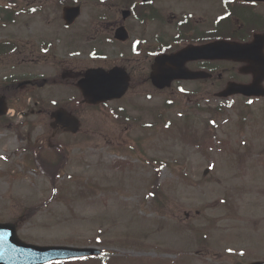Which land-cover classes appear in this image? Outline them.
<instances>
[{
    "label": "rangeland",
    "instance_id": "374dc122",
    "mask_svg": "<svg viewBox=\"0 0 264 264\" xmlns=\"http://www.w3.org/2000/svg\"><path fill=\"white\" fill-rule=\"evenodd\" d=\"M202 86L198 101L171 95L195 94L193 84L163 93L135 86L101 115L91 109L78 134L55 139L68 146L63 163L53 167L54 152H43V164L53 167L45 176L31 172L34 160L22 147L43 140H34L42 127L0 123V221L18 220L17 234L28 243L94 246L130 261L240 264L264 258V99H219L225 84ZM34 92L45 104L50 95L58 103L70 98L60 86ZM217 107L220 114H214ZM19 108L28 115L27 103ZM163 118L173 122L170 128L164 129ZM133 144L137 154L131 155ZM151 159L167 166L156 173L163 193L150 199L155 171L145 160ZM117 162L131 167L116 170Z\"/></svg>",
    "mask_w": 264,
    "mask_h": 264
},
{
    "label": "flooded vegetation",
    "instance_id": "af4514ba",
    "mask_svg": "<svg viewBox=\"0 0 264 264\" xmlns=\"http://www.w3.org/2000/svg\"><path fill=\"white\" fill-rule=\"evenodd\" d=\"M65 6L80 8L69 25L62 20ZM256 36L264 37V0H0V66L20 69L23 75L11 80L24 84L69 82L78 68L90 66L119 67L131 84H148L159 59L189 46ZM250 66L186 58L184 70L209 76L172 83H251Z\"/></svg>",
    "mask_w": 264,
    "mask_h": 264
},
{
    "label": "water",
    "instance_id": "95a60500",
    "mask_svg": "<svg viewBox=\"0 0 264 264\" xmlns=\"http://www.w3.org/2000/svg\"><path fill=\"white\" fill-rule=\"evenodd\" d=\"M158 87L165 84L157 83ZM231 93H242L244 95H264V89L256 84L250 86L229 85L221 96ZM99 99L92 98L90 101L97 102ZM64 121L66 128H75V121L63 116H58ZM77 124V123H76ZM96 250L89 248L73 247H39L21 242L16 237L15 227L11 224H0V264H41L51 259H61L72 256H84L94 254ZM249 264H264V262H253Z\"/></svg>",
    "mask_w": 264,
    "mask_h": 264
}]
</instances>
